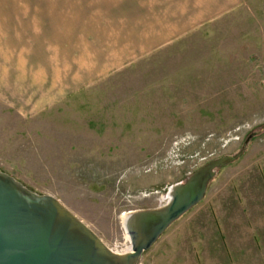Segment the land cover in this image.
Here are the masks:
<instances>
[{
  "label": "rangeland",
  "instance_id": "1",
  "mask_svg": "<svg viewBox=\"0 0 264 264\" xmlns=\"http://www.w3.org/2000/svg\"><path fill=\"white\" fill-rule=\"evenodd\" d=\"M128 5L157 13L133 15ZM189 8L186 0H0V87L35 89L49 76L61 85L77 77L79 88L92 74L30 118L0 103V171L57 198L114 253L131 248L125 216L165 206L171 187L250 138L139 264L171 251L196 257L194 242L213 243L216 223L229 231L244 221L235 214L247 199L264 194V0H240L186 25V35L155 40L175 37Z\"/></svg>",
  "mask_w": 264,
  "mask_h": 264
},
{
  "label": "water",
  "instance_id": "2",
  "mask_svg": "<svg viewBox=\"0 0 264 264\" xmlns=\"http://www.w3.org/2000/svg\"><path fill=\"white\" fill-rule=\"evenodd\" d=\"M246 146L171 187L165 206L128 214L132 251L125 255L110 250L57 198L33 192L0 171V264H139L174 223L205 199L219 170L240 159Z\"/></svg>",
  "mask_w": 264,
  "mask_h": 264
},
{
  "label": "crops",
  "instance_id": "3",
  "mask_svg": "<svg viewBox=\"0 0 264 264\" xmlns=\"http://www.w3.org/2000/svg\"><path fill=\"white\" fill-rule=\"evenodd\" d=\"M178 1L182 2L183 0ZM186 1H188L190 6V13H187L186 20L179 22L180 27L183 26L184 28L177 30L178 33L175 37H157L155 40L168 42L186 35L190 33L193 27L219 18L226 10H231L237 6L240 0ZM137 9H140L139 13L142 16L152 17L157 13L150 7L147 8L140 5L127 6V10H132L133 15H135ZM193 9L196 10L194 14H192ZM186 25L193 27L188 29ZM91 75L89 74L88 78L86 77L87 80L79 88H76L77 77L74 78L72 83L61 85L60 82L58 84L54 82V77L50 78L49 76V79L42 87L36 86L35 89H28L27 86H25L26 89L14 88L13 84L6 86L7 88L2 86L0 87V103L19 117L30 118L41 112L44 107L49 108L57 104L60 98L75 93L77 89H81L86 83L91 82L92 80L88 81ZM10 77V79H13V75ZM20 85L21 83L18 84V86ZM23 93L27 94L28 97L35 96L37 99H33L31 102L23 100ZM20 95L22 99L18 98ZM48 95L51 96L48 97ZM262 185H264V182ZM262 196L264 194L257 195L256 199H247L246 207L243 211H237V214H235L236 217L243 216L244 221L240 219H235L234 222L231 221L229 231L225 229L226 226L224 224L218 225L216 223L213 227L216 240L213 243L203 240L194 242L192 245H194L193 249L197 251L196 257L188 258L183 255L177 257V253L171 251L170 253L167 252L164 258H156L151 264H264V199L261 198ZM210 216H214V214ZM214 222H217L216 219H214ZM226 232L234 235H230L229 239H227Z\"/></svg>",
  "mask_w": 264,
  "mask_h": 264
},
{
  "label": "bare ground",
  "instance_id": "4",
  "mask_svg": "<svg viewBox=\"0 0 264 264\" xmlns=\"http://www.w3.org/2000/svg\"><path fill=\"white\" fill-rule=\"evenodd\" d=\"M127 217H128V215L127 216H125L124 217V221H123V224H124V228H125V230H126V219H127ZM126 234H127V231H126ZM128 235V234H127ZM129 237V236H128ZM130 239V238H129ZM132 251V246H131V248H130V250L128 251V252H126V253H124V254H119V255H125V254H127V253H130ZM118 254V253H117Z\"/></svg>",
  "mask_w": 264,
  "mask_h": 264
}]
</instances>
